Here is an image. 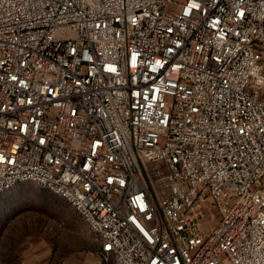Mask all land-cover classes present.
Wrapping results in <instances>:
<instances>
[{"label": "built area", "instance_id": "2783aa9c", "mask_svg": "<svg viewBox=\"0 0 264 264\" xmlns=\"http://www.w3.org/2000/svg\"><path fill=\"white\" fill-rule=\"evenodd\" d=\"M20 184L114 264H264V0H0Z\"/></svg>", "mask_w": 264, "mask_h": 264}, {"label": "rangeland", "instance_id": "374dc122", "mask_svg": "<svg viewBox=\"0 0 264 264\" xmlns=\"http://www.w3.org/2000/svg\"><path fill=\"white\" fill-rule=\"evenodd\" d=\"M0 264L114 261L100 255L83 218L66 200L39 185L20 184L0 198Z\"/></svg>", "mask_w": 264, "mask_h": 264}, {"label": "crops", "instance_id": "0c3cea01", "mask_svg": "<svg viewBox=\"0 0 264 264\" xmlns=\"http://www.w3.org/2000/svg\"><path fill=\"white\" fill-rule=\"evenodd\" d=\"M99 250H100V248H99Z\"/></svg>", "mask_w": 264, "mask_h": 264}]
</instances>
